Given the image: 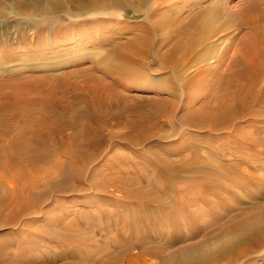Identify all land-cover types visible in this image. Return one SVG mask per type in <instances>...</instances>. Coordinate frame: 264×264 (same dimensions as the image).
<instances>
[{
  "label": "rangeland",
  "instance_id": "obj_1",
  "mask_svg": "<svg viewBox=\"0 0 264 264\" xmlns=\"http://www.w3.org/2000/svg\"><path fill=\"white\" fill-rule=\"evenodd\" d=\"M13 1L0 0V6L7 8L8 13L7 17L0 18V103L7 97L21 99L23 103L50 96L58 78L64 86L69 81L76 91L82 90L94 104L98 102L97 98L113 97L115 106L112 109L115 111L111 109V115L106 117L107 123L103 131L106 145L97 154L94 163L86 169L81 186L65 173V178L62 179L64 187L75 188L74 192L63 194L55 191V194L41 202L34 215H24L17 221L9 220L12 205L8 204V199L14 179L0 177V200H5L0 203V264H23L21 259L14 257L19 240L28 248H40L48 242L46 237L38 241L31 239L27 234L29 230L47 229L65 237L66 231L63 228L75 225L81 229L86 220L92 224L90 215L93 212L98 213L97 219L103 226L111 224V220L108 222L101 218V211L119 214L123 204L118 200L122 199L125 190L136 191L139 187H144L142 177L149 176V162L154 159L155 152L156 157L164 160L163 162L177 166V199L187 206L188 213L196 220L193 229L187 225L184 211L177 210V244L165 247L166 239H162L159 244L150 246L158 250L161 248L164 256L174 255L183 249L201 247V244L203 246L218 237L222 230L245 220H264V149L255 147L252 151L248 144L232 142L236 132H242L241 136L244 134L256 141L264 139V100L253 105L250 117L247 115L245 119L236 120L234 126L227 130H211L210 126L207 128L210 112L216 110L219 104L229 103L221 99L225 96L233 99L232 94L220 92V79L233 70L236 56L248 54V48L253 42L248 27L241 28L249 7L253 5L252 0H223L219 4L220 10L216 11L218 17L214 20L207 19L204 33L197 34L196 37L187 34V24L191 18L190 13L199 7L197 0H123L121 6L107 1L86 14L77 10L78 3L74 0H61V8H57L54 13L43 10L36 12L35 16H29L26 9L15 8L17 5L14 6ZM26 1L33 4L34 0ZM106 13L111 15L108 20L113 19V26L101 25V19L93 18H107ZM69 14L79 23L84 21L92 25H88L89 29L80 36L76 34L69 40L54 32L48 46H34L36 42L33 38L37 40L39 34L30 30V26L23 28L22 23L48 17L64 26L72 22ZM23 37L27 39L28 46L27 42L22 43V46L19 43L17 45L18 40L20 42ZM198 40L200 44L193 49ZM179 44L180 49L171 56V51ZM77 45L97 47L100 52L98 58H102L105 48L110 46L112 53L118 55L116 57L126 60L133 67L135 82L116 84L103 71L89 70L92 69V56L81 59L82 51L78 53V50L72 49ZM210 50L211 53L208 52ZM46 54L52 58L43 62L42 55ZM34 60L40 69H34ZM57 60H73L74 63L54 72L53 70H58V66L54 67ZM20 68H23V74L12 76V72ZM99 89L102 92L97 93ZM172 106L175 108L169 113ZM77 107L84 109L86 104L80 103ZM149 113L158 114L157 124L144 126V118ZM118 115L120 118L116 119ZM68 131V136L74 135L73 130ZM142 138L147 139L141 143ZM51 146L55 148L56 144ZM88 153L93 155L94 152L89 149ZM250 153L254 155L251 158ZM55 157L54 160L66 162L59 153ZM243 157L248 160L242 159ZM50 172L54 173L51 180L48 178ZM152 172L157 173L156 170ZM60 175L59 169L50 166L36 178L46 180V184H49L59 182ZM124 175L137 176L141 181L131 185L132 188L123 187L122 184L126 182L122 180ZM211 182L214 193L207 195L206 200L213 207L212 211L211 207L200 201L203 183ZM94 185L102 188L101 192ZM156 188L153 189L154 192H157ZM46 189V185L38 186L32 189V193L40 194ZM167 202L171 203L170 198ZM117 220L120 221L118 217ZM46 222L49 226H45ZM200 229L203 230L201 234H196ZM165 231L169 236L174 228L169 225L165 227ZM91 237L92 235H86L85 239L74 237L70 242L63 239L53 242L49 253L52 258H58V261L52 264H108L110 255L105 256L104 253L107 249L115 253V248L109 241L106 247V240L99 236ZM217 243L213 244L214 248H218ZM246 248L247 246H241L238 251L242 252ZM138 251L134 248L128 256L137 258L140 255ZM36 255L40 256L41 253L35 250L32 253L28 249L25 259L23 258L25 264H33L32 261L38 257ZM228 262L222 260L219 264ZM230 263L264 264V247Z\"/></svg>",
  "mask_w": 264,
  "mask_h": 264
},
{
  "label": "bare ground",
  "instance_id": "obj_2",
  "mask_svg": "<svg viewBox=\"0 0 264 264\" xmlns=\"http://www.w3.org/2000/svg\"><path fill=\"white\" fill-rule=\"evenodd\" d=\"M107 1L121 6L125 0H74V2L78 3L77 10L83 14L89 11L93 12L99 4L102 5L105 2L107 3ZM222 1L197 0L199 7L193 13H190L191 18L187 24V34H192L196 37L197 34L204 33V23L207 19L214 20L215 17H218L216 11L220 10L219 4ZM13 2L14 6L17 5L15 8L26 9L29 16H35L36 12L43 10L54 13L61 6V0H34L33 4H30L26 0H14ZM252 3L253 5L249 7L247 15L241 24V28L248 27L251 31L250 33H252L251 37L253 38V42L248 48V54L246 56H236L233 60V70L220 79V92L225 91V95L232 94L233 99L230 100V98L225 96L221 100L228 101L230 104H219L216 110L210 112L207 120L209 123L207 128L210 126L211 130H227L229 127L234 126L236 120L245 119L252 111L254 104H257L259 100H264V85L261 86L262 80L264 79V0H252ZM6 11L7 8L0 6V18L8 16ZM106 15L108 16L107 18H93L94 20L101 19L99 20V24L101 25L113 26V19L111 21L108 20V18H111V15L107 13ZM69 16L72 18V22L64 26L49 17L47 19H33L29 23H22L20 21V23L23 24L24 29L30 26V30H34V32L39 34L37 40L33 38L34 42H36L34 46L37 44L47 45L49 42H52L51 34L54 32L60 34L62 38L65 37L66 40H69L73 39V36L76 34V36H80L89 29L87 27L88 25H92V23L88 24L84 21H81V23L77 22L72 14H69ZM22 20L24 21V19ZM59 30L61 33H59ZM24 42H27V39L23 37L20 42L18 40L17 45L19 43L22 46ZM200 42L199 40L196 41L193 49H196V46ZM15 47L18 48V46ZM179 47L180 44L171 51V56L176 54L177 50L180 49ZM72 49L78 50V53L82 51V55H80L81 59L92 56V69L89 70L103 71L113 83L135 82L136 74L133 67L126 60H121L119 57H116L118 55L112 53L110 46L105 48V54L103 52L104 56L102 58H98L100 52L97 47L88 48L84 45H77ZM208 52L211 53L212 51L210 50ZM51 58L49 54H46L42 55L41 60L46 62ZM34 61L36 62V60ZM71 63H74L73 60H57L54 62V67L58 66V70L53 71L62 70L65 66L71 65ZM33 64H35L34 69H40L37 62ZM18 74H23V68L12 72V76H17ZM138 75L140 76L141 74ZM56 80H58L57 85L52 87L50 96L23 103L20 101L21 99L15 100L13 99L14 97H7L0 103V177L2 179L6 177L14 179L12 180L10 197L8 199V204L12 205L11 215L9 217L10 221H17L24 215H34L37 209L40 208L41 202H44L45 198L55 194V191L63 194L74 192L73 189L75 188L64 187L65 184L62 182V179L65 178V173L72 176V179L74 178L81 186L86 176V169L94 163L97 154L106 145V138L103 137V131L107 123L106 117L111 115V109L115 106L113 97L97 98L98 102L94 104V101L85 96L82 90L76 91L71 87L69 81L64 86V83L62 84L61 81L60 83L58 78ZM100 92H102L101 89L97 91V93ZM80 103L86 104V107H83L84 109H81V107L78 108L77 105L79 106ZM171 108L169 113H171V110H174L175 106ZM37 110L39 111L36 112ZM96 111H99L100 115ZM157 116V113L147 114L142 125L157 124ZM118 118H120V115L116 119ZM235 128L237 129V127ZM68 130H73L74 135L68 136L66 133ZM240 133H235L232 138L233 143L248 144L252 151L255 150V147L264 149V139L262 140L261 138L260 141H256L255 139L248 138L244 134L241 136ZM146 139L142 138L140 142L143 143ZM53 143L56 144L55 148L51 146ZM89 149L93 150V155L88 153ZM58 153L66 159V162H61L59 159L54 160ZM150 153L152 152L150 151ZM221 155H224L223 152ZM252 155L253 153L249 154L250 158ZM153 156L154 159H151L149 162V176L144 174L145 176L142 177L144 187L142 189L139 187L136 191L125 190L122 199L118 200L123 204V209L118 212L119 214H116V212L101 211V218L108 222L111 220V224L108 223L107 226H103L97 219L99 218L97 216L98 213L93 212L90 215L93 225L88 222L89 220L85 221V226L81 229L75 225H70L68 228H63L66 231L65 237L49 232L47 229L29 230L27 234L31 239L38 241V239L46 237L49 239L48 242L40 248H28L26 247L27 245L25 246L23 244L24 242L22 243V240H19L17 252L14 257L21 259V262L25 264L24 257L28 253V249H30L32 253L34 250L41 253L40 256L36 255L38 257L34 262L32 261L33 264H52L58 261V258H52V255L49 253L53 242H58L61 239L70 242L74 237L85 239L86 235H92L91 238L99 236L103 240H106V247L107 243L109 244L110 242L112 244L113 248H115V253H112L109 249L104 253L105 256L106 254L110 255L108 264H219L222 260H228V264H231L230 262L237 260L240 256L264 247V220H261L262 218L248 219L244 222L237 223L232 228L222 230L218 237L213 238L209 243H205L203 246L201 244V247L180 250L174 255L164 256L160 251L161 248L158 250L150 247L162 239H166L165 244L168 245H163V247H171L177 244L178 209L184 211L183 216H185V221L191 228H195L193 226L196 221L193 220L192 214L190 215L188 213L187 206L177 199V182L179 180L177 166L174 167L169 163L163 162L164 160L156 157V152ZM242 159L248 160L247 157H243ZM50 166L59 169L61 179L59 182H49V184H46V180L43 181L36 177L42 172H45ZM152 170H156L157 173H153ZM53 175L54 173L50 172L48 178H52ZM34 178L35 180H33ZM123 179L124 182L126 181L122 184L123 187L127 186L128 188H132L131 185L138 184L137 181L140 180L137 176L126 177L125 175L122 176ZM42 185H46L47 189L45 191L40 194L32 193V189L38 186L41 187ZM203 185V196L201 195L200 201L207 206L208 201L206 200V196L213 194L214 189L212 182L211 184L203 183ZM94 187L99 191L102 189L97 185H94ZM155 188L157 192H154L153 189ZM168 198H170L171 203L167 202ZM3 202L5 200L1 199L0 203ZM208 207L211 206L208 205ZM210 209L212 211L213 207ZM117 217L120 221L117 220ZM48 222L45 223V226H49ZM169 225L173 226L174 232L167 236L165 227ZM201 229L195 233L201 234L203 231ZM216 242H218V248L213 247V244ZM241 246H247V248L239 252L238 249ZM134 248H137L140 253L137 258L128 256V253ZM151 259L155 261H151ZM106 261L105 263H107Z\"/></svg>",
  "mask_w": 264,
  "mask_h": 264
}]
</instances>
